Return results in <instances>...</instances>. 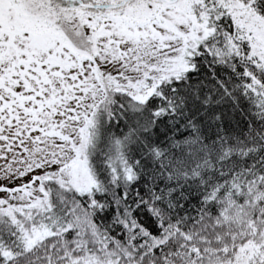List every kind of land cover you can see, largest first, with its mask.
Here are the masks:
<instances>
[{
  "label": "snow or ice",
  "instance_id": "snow-or-ice-1",
  "mask_svg": "<svg viewBox=\"0 0 264 264\" xmlns=\"http://www.w3.org/2000/svg\"><path fill=\"white\" fill-rule=\"evenodd\" d=\"M0 264H264V0H0Z\"/></svg>",
  "mask_w": 264,
  "mask_h": 264
}]
</instances>
